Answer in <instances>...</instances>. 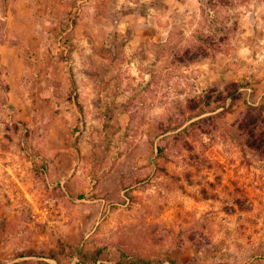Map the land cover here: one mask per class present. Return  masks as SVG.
<instances>
[{
  "label": "rangeland",
  "instance_id": "obj_1",
  "mask_svg": "<svg viewBox=\"0 0 264 264\" xmlns=\"http://www.w3.org/2000/svg\"><path fill=\"white\" fill-rule=\"evenodd\" d=\"M264 264V0H0V264Z\"/></svg>",
  "mask_w": 264,
  "mask_h": 264
},
{
  "label": "trees",
  "instance_id": "obj_2",
  "mask_svg": "<svg viewBox=\"0 0 264 264\" xmlns=\"http://www.w3.org/2000/svg\"><path fill=\"white\" fill-rule=\"evenodd\" d=\"M98 256H97V258H96V260H95V264L97 263V261L99 260V258L101 257V255H102V252H101V250L100 251H98V254H97ZM145 264H150L149 262L148 263H145Z\"/></svg>",
  "mask_w": 264,
  "mask_h": 264
}]
</instances>
